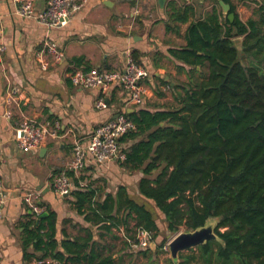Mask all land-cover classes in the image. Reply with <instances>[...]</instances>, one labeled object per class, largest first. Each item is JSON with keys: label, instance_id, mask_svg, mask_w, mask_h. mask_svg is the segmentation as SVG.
I'll list each match as a JSON object with an SVG mask.
<instances>
[{"label": "trees", "instance_id": "trees-1", "mask_svg": "<svg viewBox=\"0 0 264 264\" xmlns=\"http://www.w3.org/2000/svg\"><path fill=\"white\" fill-rule=\"evenodd\" d=\"M237 1L256 6L245 21L230 0L224 2L235 13L232 22L222 17L217 4L203 17L195 16L196 0H171L166 5V32H175L192 19L186 44L170 48L169 54L190 67V78L199 67L202 78L176 86L179 90L169 106L123 111L135 129L119 139L125 159L118 163L130 171L142 170L137 184L141 199L122 198L118 203L122 212L114 213L111 195L100 201L98 187H80L83 178L67 172L76 186L70 192L76 212L111 237H115L112 231L123 230L133 243L136 230L147 231L157 248L152 252L148 246L144 252H162L161 222L174 234L219 218L215 233L223 244L208 241L191 249L197 256L177 264H264V73L259 71H264V0ZM236 37L243 39L240 59L233 43ZM130 57L141 65L138 52ZM72 61L81 65L85 58ZM119 190V195H127L125 188ZM45 212L38 224L27 222L19 234L23 262L110 260L99 257L94 249L98 244L87 228H81L82 235L62 241L59 250L56 213Z\"/></svg>", "mask_w": 264, "mask_h": 264}, {"label": "crops", "instance_id": "crops-1", "mask_svg": "<svg viewBox=\"0 0 264 264\" xmlns=\"http://www.w3.org/2000/svg\"><path fill=\"white\" fill-rule=\"evenodd\" d=\"M169 1L160 7L157 0H89L66 26L49 31L34 19L18 16L12 0H0V45L4 47L0 54V180L7 195L0 217V264H61L50 258L43 263L22 260L19 234L27 222L34 220L38 224L42 219L22 199L24 193L34 191L40 192L36 203L44 212L56 213L59 250H62V241L82 235L81 228H87L98 244L94 249L99 257L110 259L108 262L98 259L99 264H172L163 252H144L145 249L127 245L123 230L112 231L115 237L102 233L76 212L71 194L59 196L49 187L51 178L66 169L74 142H87L98 125L123 111L130 113L138 108L127 103L122 87L116 85L106 93L108 107L96 109L94 103L99 92L73 86L67 78L69 72L85 71L86 66L89 70H121L126 58L136 51L149 73L141 81L146 87V99L141 107L152 111L171 105L179 84L202 78L197 72L201 70L199 67L190 78V67L169 54L170 48L186 44L185 33L192 20L181 23L175 32H166L165 10ZM230 2L243 21L256 8L250 1ZM45 3L46 0H37L36 10L42 9ZM195 3L196 17H203L217 4L226 18L219 0H196ZM226 4L231 11L230 4ZM47 38L60 46L64 59L55 63L47 57L48 66L42 68L45 58L39 57L38 52ZM76 57H84V63L76 65L72 61ZM177 65L183 69L179 71ZM29 121L37 124L57 121L61 128L55 138H48L39 149L23 152L15 141V129L19 123ZM142 176V170L130 171L118 162L98 165L90 158L81 174L86 184L101 191L100 201L106 195L112 196L114 213L122 212L118 205L123 202L122 198L141 199L137 184ZM121 187L127 195H119ZM192 254L197 256L191 249L181 252L179 262Z\"/></svg>", "mask_w": 264, "mask_h": 264}, {"label": "built area", "instance_id": "built-area-1", "mask_svg": "<svg viewBox=\"0 0 264 264\" xmlns=\"http://www.w3.org/2000/svg\"><path fill=\"white\" fill-rule=\"evenodd\" d=\"M89 0H46L44 7L36 10L37 0H12L16 13L21 18L34 19L37 23L50 29L62 28L68 24L71 17L83 10ZM4 47L0 45V54ZM39 57L44 56L41 62L42 68L48 66L47 57L55 63L64 59V52L60 46L50 38L43 41L38 52ZM149 75L148 70L143 65L136 64L129 56L126 58L121 70H95L82 71L74 70L67 74L70 83L81 89H94L99 92L94 106L102 110L108 107L106 100L107 91L116 85H120L125 94L128 104L142 106L146 99V87L141 83ZM60 123L47 122L37 124L35 122H21L15 129V141L23 152L39 149L48 138H55L60 131ZM134 123L125 115L119 114L93 129L88 141L85 143L74 142L72 156L66 169L54 175L49 183V187L59 196L69 195L76 188L73 180L67 174L72 173L74 178H80L87 158H90L98 165L120 162L125 159L122 144L119 139L125 133L134 130ZM78 186L85 187L86 182L79 180ZM40 192H27L22 196L23 201L28 204L36 214L44 212V208L36 201ZM7 201V195L3 183L0 180V217L3 207ZM121 230V229H120ZM133 249H146L150 245V235L147 231L136 230V242L126 239ZM43 263V261H38Z\"/></svg>", "mask_w": 264, "mask_h": 264}, {"label": "water", "instance_id": "water-1", "mask_svg": "<svg viewBox=\"0 0 264 264\" xmlns=\"http://www.w3.org/2000/svg\"><path fill=\"white\" fill-rule=\"evenodd\" d=\"M203 1V0H201ZM160 7H163L166 0H157ZM219 5L225 15V17L232 22L234 19V13L230 11V7L223 0H219ZM234 46L237 50V58L240 59L244 54V46L242 37H236L233 39ZM116 115L115 117H117ZM67 196V195H65ZM46 215V212L40 214L39 218ZM219 222V218L211 217L205 221V223L193 230L182 231L176 234L167 244L169 250V257L173 264L179 262V254L183 251H187L196 248L200 245H204L208 241H217L222 243V240L215 233V228ZM152 249L155 248L154 243H150Z\"/></svg>", "mask_w": 264, "mask_h": 264}, {"label": "rangeland", "instance_id": "rangeland-1", "mask_svg": "<svg viewBox=\"0 0 264 264\" xmlns=\"http://www.w3.org/2000/svg\"><path fill=\"white\" fill-rule=\"evenodd\" d=\"M259 71L261 72V73H264V71L263 70H261V69H259ZM161 228H162V232L160 233V235L162 236V239L165 241V244L163 245V247H162V252H163V254L162 255H164V256H168L169 257V250H168V246H167V244H168V242L176 235V234H178V233H180V232H182V230L180 231V232H178V233H174V234H171V233H169V232H167L166 231V229H164V225H163V223L161 222ZM150 243H154L155 244V248H157V243H155V242H151L150 241ZM150 246V245H149ZM151 248V247H150ZM154 248V249H155ZM152 249V248H151ZM154 249H152V250H154ZM141 260V259H140ZM141 262H142V260H141Z\"/></svg>", "mask_w": 264, "mask_h": 264}]
</instances>
